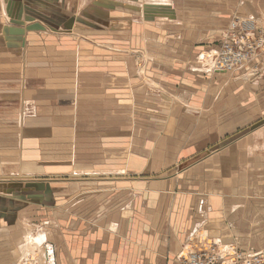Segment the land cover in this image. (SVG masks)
<instances>
[{
    "label": "crops",
    "instance_id": "obj_1",
    "mask_svg": "<svg viewBox=\"0 0 264 264\" xmlns=\"http://www.w3.org/2000/svg\"><path fill=\"white\" fill-rule=\"evenodd\" d=\"M201 2L0 0V128L16 129L0 133V154L14 157L0 166L17 165L8 181L55 182L61 193L50 186L53 204L73 207L55 212V224L41 225L52 245L50 260L57 255L53 263L182 264L188 247L213 242L229 254L238 248L224 244L235 236L226 208H237L230 198L239 197L256 134L264 130V63L260 73L238 71L236 82L232 73L213 71L210 57L187 65L198 44L220 47L233 17L264 18V0H225L203 9ZM122 13L129 15L118 18ZM102 24L109 29H97ZM122 25L128 31L115 30ZM104 39L112 44L102 45ZM135 53L151 57L146 73ZM221 80L232 90L220 102ZM259 119L262 125L254 123ZM212 147L217 151L206 155ZM201 152L208 157L181 171ZM28 166L42 171L30 174ZM80 170L123 174L70 177ZM67 178L75 181L59 184ZM93 180L99 184L85 182ZM188 181L200 186L191 199L183 190ZM14 218L0 220V249L17 246L18 224L30 222ZM52 225L57 239L50 237Z\"/></svg>",
    "mask_w": 264,
    "mask_h": 264
},
{
    "label": "rangeland",
    "instance_id": "obj_2",
    "mask_svg": "<svg viewBox=\"0 0 264 264\" xmlns=\"http://www.w3.org/2000/svg\"><path fill=\"white\" fill-rule=\"evenodd\" d=\"M150 1V0H149ZM219 3L225 4V0H202L201 4H199L203 9L204 5L206 4H210V6L214 7H218ZM147 7H150L149 5ZM166 9H170V6L165 7ZM162 9V7L158 8V10L160 11ZM129 14L127 13H122L121 15H118L117 17L120 18L125 16L127 17ZM238 17V16H235ZM241 18V17H240ZM248 18V17H246ZM258 20V18H255ZM264 18L260 17L259 20L260 22L257 21V23H259V25H263L264 26ZM155 19L151 18L150 21H154ZM234 20V17H233ZM247 20V19H246ZM149 23H154V22H150ZM163 22V21H161ZM160 22V23H161ZM166 22V21H165ZM165 22L163 24H165ZM157 23V22H156ZM162 24V23H161ZM152 25V24H151ZM97 29L102 30V28H107L109 29V26L106 24H102L100 26H97ZM91 28V27H90ZM118 31L124 32V31H128L125 30L124 25L119 26L117 29ZM83 31V30H81ZM89 32H92L91 34H93V31L89 30ZM88 33V32H87ZM83 36H89L82 34ZM217 37V36H215ZM219 36L217 38H215V40H218ZM220 40V39H219ZM120 42H124V41H120ZM201 42V41H200ZM106 45V44H112L111 42L106 41L105 39L102 42V45ZM114 44V43H113ZM201 49L195 53L196 56L194 57L193 60H191L193 62V64H188L187 66H194V63L196 62L197 65V61H199V57L200 55H204L202 57V60H206L208 57L212 58L213 61L218 57V55L216 54L217 52L213 53V54H209L206 55V53H210L211 49L214 48H218L219 47V43H211L210 49H207L206 47H210V46H203V44H198ZM122 46V47H120ZM119 48H124L123 45H120ZM221 46V45H220ZM142 47H145L144 45ZM220 48V47H219ZM154 48H152L153 50ZM218 50V49H216ZM140 52H145V51H140ZM121 57H125L128 58L127 55H120ZM134 55H131V57ZM135 58L137 61V66L138 69H140L139 71H143V73H146L145 70V65L144 63H151V57H149L148 55L142 56L139 53H135ZM123 61V60H122ZM190 61V62H191ZM195 61V62H194ZM190 66V67H191ZM199 66V65H197ZM190 67H188V69H190ZM213 67V65H212ZM198 68V67H197ZM202 69V68H200ZM191 71V70H190ZM240 71V70H239ZM262 72V70H254L253 73H260ZM197 73V72H196ZM215 73H211V75H214ZM143 75V74H142ZM147 78L149 77L148 74L145 75ZM236 76V77H235ZM229 77H233L234 81L237 77H239L238 71H235L234 73L230 74ZM239 81V80H238ZM236 82V81H235ZM241 84V82H239ZM219 88L222 87L224 88L223 85V81L221 80V82H219ZM241 88H238V86L235 88L234 92H238L237 94L234 93L232 91V94L234 93V96L238 95V97H240V91ZM156 89V88H154ZM223 90L221 93V99L220 102L223 98V100L225 101V99L227 98L226 96H230L231 95V90L232 88H224L221 89ZM240 90V91H238ZM155 91V90H154ZM176 94L178 95V90L176 92ZM236 94V95H235ZM242 100V98H240L238 101ZM237 102V101H236ZM241 102V101H240ZM240 105L242 104L239 103ZM226 103L222 106V108H226ZM263 120L259 119L257 120L256 123L257 125H262ZM261 122V123H260ZM5 133H11V134H15L16 133V129L15 128H0V133H2L1 131L5 130ZM256 143L255 146L253 148V154H252V161L250 163V166L248 169H245L246 171L242 174H244L245 177H241V190L239 193V197L238 198H234L231 199V203L230 206L232 205H237V208H226V214H227V220H228V224H226V226L228 228H230L233 232V239L230 241H226V243L224 244H237L238 248H236L235 250H239L240 252H247V253H255L256 251H263L264 254V130L259 131V133L256 134ZM5 144V143H4ZM1 144V145H4ZM215 147H212V149H209L206 153V155L208 153H213L214 151H217V149ZM239 149H244L245 148V142L243 145H239L238 146ZM1 152V151H0ZM200 155L194 157V159L188 160L186 161V163L184 164L183 167H186L183 170H188L191 169L192 167L195 166V164L197 163V161H199V159H204V157H208L205 155V153L203 154L202 152L199 153ZM7 154L1 153L0 154V163H4V161L6 162H14L11 161L13 160L14 157H12V159H10L9 157H6ZM203 157V158H202ZM245 160V159H244ZM10 167V166H9ZM12 167H17V165H14ZM19 167V165H18ZM11 171L14 170V168H10ZM123 170H126V168H122ZM120 169V170H122ZM88 180V179H86ZM196 178H193L191 180V183L196 182ZM31 181H33L31 179ZM18 182V180H10L8 181V178H4L1 179L0 176V220L4 219L6 217H12L14 219H18L17 221H22V220H29L30 222L26 223V222H21L20 224H18V228L19 231H17V235L19 236V242L17 246H11L10 248L7 249H0V261L2 264H47L46 259L44 258L43 255V251L40 250V248L34 253L29 252L28 250L22 249L23 245L26 243L27 244V240L26 238L28 237L29 233H31L30 235H32V237H35L36 235L38 236L39 233H43V234H47V231H45L41 225L46 222H52V224L56 223V216H55V212H60V211H65L64 207H68V208H73V207H69L71 206L70 204H67L64 207L61 208H56L57 206L55 204H53V200L51 197V191H50V186H54L55 182H49L48 183H43V182H38V181H34V182ZM75 180L71 179H64L61 180L60 183L59 181L57 183H59L60 185H62L63 183H72ZM99 180H93V181H85V182H98ZM184 182H187L186 179L183 180ZM198 181V180H197ZM113 182V181H112ZM116 182V181H115ZM56 183V184H57ZM125 184V183H122ZM122 184L118 183L119 187L122 186ZM101 185H104V183H102ZM193 185V186H191ZM186 188L184 187L183 190H185L187 193V196L191 199L194 196V192L196 193V191L199 189L200 186H194V184H188L186 185ZM117 188L116 186L113 187V189L115 191L121 190L119 188H117V190L115 189ZM52 191L54 192V194H60L61 192L56 190V186H54L52 188ZM87 191V190H86ZM183 194V193H181ZM193 194V195H191ZM85 195V194H83ZM180 195V194H179ZM83 198V197H82ZM189 204H194V201L192 200L191 203ZM69 212V210H68ZM8 223V222H7ZM7 223H2V224H7ZM229 225H231L229 227ZM4 228L6 226H3ZM57 228L53 229V225L51 227V231L52 233L50 234V230L48 231V234H50V237L52 236L53 239H57L55 236V230ZM6 232H10L8 230H4ZM41 231V232H40ZM15 232V231H14ZM39 232V233H38ZM57 232V230H56ZM10 235L7 233V235L4 237V239L9 238L8 242L10 241ZM49 237V236H48ZM3 239L0 238V244H2ZM49 240V239H48ZM50 241V240H49ZM53 240H51L50 242H52ZM54 242V241H53ZM52 242V243H53ZM25 244V246H26ZM54 244V243H53ZM41 245V244H40ZM56 249V248H55ZM217 249L218 252H220V254H225L226 251L225 249H223L219 244L216 243H211V244H207V247L201 248V249H197V250H192V247H188L186 248V251L184 252V256H188V253H190L191 251L194 253H198L201 251H208L211 252V250H215ZM57 251V249H56ZM57 257V255H55ZM181 262V260H179ZM46 262V263H45ZM57 264H59V260L57 259Z\"/></svg>",
    "mask_w": 264,
    "mask_h": 264
},
{
    "label": "built area",
    "instance_id": "obj_3",
    "mask_svg": "<svg viewBox=\"0 0 264 264\" xmlns=\"http://www.w3.org/2000/svg\"><path fill=\"white\" fill-rule=\"evenodd\" d=\"M251 19L243 21L240 17H234L217 50L218 57L211 63L215 72L234 73L242 69L249 70L250 67L254 71L264 63V26L257 23L260 22L259 19ZM228 252L229 250L220 254L217 249L211 252H190L188 256L183 255L180 258L182 264H264L263 252Z\"/></svg>",
    "mask_w": 264,
    "mask_h": 264
},
{
    "label": "bare ground",
    "instance_id": "obj_4",
    "mask_svg": "<svg viewBox=\"0 0 264 264\" xmlns=\"http://www.w3.org/2000/svg\"><path fill=\"white\" fill-rule=\"evenodd\" d=\"M252 17H248V18H242L241 17V19L243 20V21H248V20H252L251 19ZM247 19V20H246ZM213 68V67H212ZM214 71H216L215 69H213ZM1 166H0V172H1V177L2 178H13V175L12 174H10V173H15L16 171H17V168H14V170L13 171H11V169L10 168H12V167H9V166H5V169H4V171H2L1 170ZM19 169V168H18ZM27 171H28V173H30V174H34V173H39L40 171H42L41 169H38L37 167H34L33 166V168H31V167H29L28 166V168L26 169ZM30 171V172H29ZM4 172V173H3ZM17 173V172H16ZM112 173V174H111ZM113 173H114V175H113ZM75 175H72V176H70V177H72V178H74V179H78V178H84V177H89V178H92L93 179V177H96V178H99V177H120V175H122L123 174V172L121 173L120 171L119 172H110V173H107V174H105V175H98V174H100V173H95V171H93V172H91V171H85V172H83L82 170H80V171H78V173L77 172H75L74 173ZM19 175V174H18ZM36 175V174H35ZM34 175V176H35ZM19 178H29V179H31V178H33V177H23L22 176V174L20 173V175L18 176ZM38 177V176H37ZM39 235H40V237L42 238V239H44V240H41V239H39V237H30V239H28V243L26 244V250H28L29 252H36L38 249H39V246H40V248H41V250L44 252V256H45V259H46V261H47V264H55V263H53V262H55L56 260V256H54V252H51V254H52V256H54V258H53V260L51 261L50 260V256H49V252H50V249H49V247L50 248H52V245H50L49 243H46V241H47V238H46V235L45 234H43V233H39ZM220 242V241H219ZM41 244V245H40ZM46 244L48 245V247L46 246ZM39 245V246H38ZM50 245V246H49ZM230 247V246H229ZM228 247V248H229ZM225 249V248H224ZM54 250V249H53ZM52 250V251H53ZM229 253V252H228ZM50 254V255H51ZM46 263V262H45Z\"/></svg>",
    "mask_w": 264,
    "mask_h": 264
},
{
    "label": "water",
    "instance_id": "obj_5",
    "mask_svg": "<svg viewBox=\"0 0 264 264\" xmlns=\"http://www.w3.org/2000/svg\"><path fill=\"white\" fill-rule=\"evenodd\" d=\"M239 16H240V15H239ZM197 71L202 72V73H205V74H206V73H209L208 70H204V69H200V68H198ZM224 147H225V144H223V148H224ZM235 149H236V148H235ZM225 160H226V159H225ZM24 170H25V169H24ZM127 171H128V173H130V174H134V173H132V172L129 171V170H127ZM147 173H148L149 175H151V174H156L155 171H152V170H151V171L149 170V172H147ZM197 228H198V226L195 228V231H194L195 234H196L197 231H198Z\"/></svg>",
    "mask_w": 264,
    "mask_h": 264
}]
</instances>
